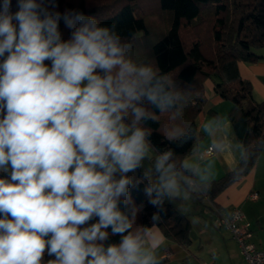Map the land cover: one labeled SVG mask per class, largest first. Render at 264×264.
Listing matches in <instances>:
<instances>
[{
  "label": "clouds",
  "instance_id": "clouds-1",
  "mask_svg": "<svg viewBox=\"0 0 264 264\" xmlns=\"http://www.w3.org/2000/svg\"><path fill=\"white\" fill-rule=\"evenodd\" d=\"M58 7L0 3V264H44L46 252L47 264H161L156 229L179 189L173 153L145 172L151 227L134 228L143 205L128 174L149 155L150 109L167 111L178 94L133 58L115 23Z\"/></svg>",
  "mask_w": 264,
  "mask_h": 264
},
{
  "label": "trees",
  "instance_id": "trees-1",
  "mask_svg": "<svg viewBox=\"0 0 264 264\" xmlns=\"http://www.w3.org/2000/svg\"><path fill=\"white\" fill-rule=\"evenodd\" d=\"M140 0H57L58 10L77 9L95 16L102 25L113 23L122 39L132 45L133 58L151 62L167 77V84L178 94L173 107L165 112L150 109L154 116L145 125L150 130V147L159 155L173 153L176 171L184 176L181 186L198 200L214 198L228 186L247 175L264 148V102L252 98L249 82L239 76L238 62H256L264 58V0H156L162 16L160 26L150 28ZM63 39L71 30L60 21ZM211 80L214 93L232 104L228 114L235 136L242 147L236 167L217 180L197 185L191 169L183 161L196 152L200 138L195 119L205 103L204 83ZM173 129L186 134L172 139ZM4 173H0L3 177ZM134 186L133 201L143 205L136 226L151 227L157 209L150 205L144 189L145 175L129 173ZM158 228L164 237L179 245L190 244L189 219L165 200ZM94 219L90 223H94ZM111 232V229H108ZM119 235H110L106 244L119 243ZM55 259L47 252L44 264Z\"/></svg>",
  "mask_w": 264,
  "mask_h": 264
},
{
  "label": "crops",
  "instance_id": "crops-1",
  "mask_svg": "<svg viewBox=\"0 0 264 264\" xmlns=\"http://www.w3.org/2000/svg\"><path fill=\"white\" fill-rule=\"evenodd\" d=\"M237 68L241 79L251 85L253 100L257 103L264 102V58L256 62H238ZM204 86L206 103L195 119V126L200 138L196 144V152L191 156H187L183 161L184 166H187L185 168L192 170L197 185L217 180L233 170L242 153L241 144L235 136L228 117L232 104L214 93L211 80L205 81ZM209 147L214 150L213 156L200 159V153ZM151 149L153 150L152 147ZM149 151L151 150L149 149ZM154 153L156 152L154 151ZM137 170L141 171V169ZM141 172L144 174L143 171ZM177 173L182 175L178 171ZM182 177L184 178L183 175ZM253 192L258 194L255 201L249 199V195ZM186 197H189L191 201L189 210L187 208L179 209L168 199L166 201L188 219L197 210L199 226L204 232L210 230L208 232L214 235L215 229L222 230L228 235L229 241L219 242L213 239L212 244L208 243L206 247V249H209L208 253H221L222 257H211L209 259L199 257L195 252L200 246H197L196 249L194 247L196 243L192 235L193 228L190 222V244L188 246L179 245L166 239L163 235L164 239L158 250L161 264H245L236 242L220 226V218L227 215L233 208L240 209L244 213L247 221L251 223L254 242L257 246L264 248V148L253 169L219 193L212 203L207 199L198 200L193 196ZM156 231L162 233L158 227ZM198 240L200 241V237H198ZM218 247H220V252H218Z\"/></svg>",
  "mask_w": 264,
  "mask_h": 264
},
{
  "label": "rangeland",
  "instance_id": "rangeland-1",
  "mask_svg": "<svg viewBox=\"0 0 264 264\" xmlns=\"http://www.w3.org/2000/svg\"><path fill=\"white\" fill-rule=\"evenodd\" d=\"M103 1H105V0H88V2H92V3H96V2L101 3ZM139 3H140V6L142 7L144 13L147 15V19H148V23L150 24V28L152 29L153 26H157V25L160 26L162 23L161 22L162 16L157 9L156 0H140ZM14 7L16 9V0H14ZM150 150L151 151H149L148 157L143 161V167L141 168V171H143L144 174H145V172H147L148 170L153 168L155 159L158 156L157 153H154V151L151 149V147H150ZM153 179H155V177H153ZM177 179L179 181L178 192H177L175 197L168 199V200L171 201L172 203H174L177 207H179V209H186L187 208L189 210L191 207V203H190L191 201H190L189 197H186V196H193V195H191V193H188L181 186V183L184 180L182 175H178ZM194 202H195V200H194ZM197 204L202 205L200 203H197ZM196 211H195L194 215H191L189 218V220L192 224V228H193V234L192 235H193V237L195 239V243H196V246H194V247L196 249L197 246L198 247L200 246V248H197V251L195 253L198 254L199 257L201 256L204 259H209L211 257H222L221 253H219V254H217V253L212 254L211 252L208 253L209 249H206V247H207L208 243L210 245L212 244L213 239H214V241L216 240L219 242L220 241H226V240L229 241L228 235L225 234L222 230H217V229H215L214 235H213V233L208 232L210 230H207V232L206 231L204 232L201 229V227L199 226L200 222H199V218L197 217ZM206 214H209V213L207 212ZM198 237H200V241L198 240ZM218 249H219L218 252H220V247H218Z\"/></svg>",
  "mask_w": 264,
  "mask_h": 264
},
{
  "label": "built area",
  "instance_id": "built-area-1",
  "mask_svg": "<svg viewBox=\"0 0 264 264\" xmlns=\"http://www.w3.org/2000/svg\"><path fill=\"white\" fill-rule=\"evenodd\" d=\"M0 3H2V0H0ZM12 11H16L14 0H12ZM213 154V148L209 147L200 153L199 158L211 157ZM6 176L7 174L3 175V177ZM257 198L258 194L256 192L249 195V199L252 201H255ZM220 226L236 242L245 264H264V248L257 246L254 242V232L251 229V223L247 221L244 213L240 209L233 208L227 215L222 216L220 218Z\"/></svg>",
  "mask_w": 264,
  "mask_h": 264
}]
</instances>
